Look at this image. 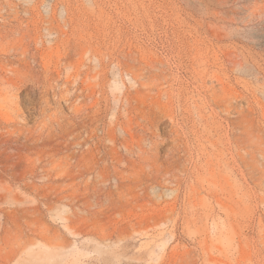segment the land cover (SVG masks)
Segmentation results:
<instances>
[{
    "label": "rangeland",
    "instance_id": "obj_1",
    "mask_svg": "<svg viewBox=\"0 0 264 264\" xmlns=\"http://www.w3.org/2000/svg\"><path fill=\"white\" fill-rule=\"evenodd\" d=\"M0 264H264V0H0Z\"/></svg>",
    "mask_w": 264,
    "mask_h": 264
}]
</instances>
